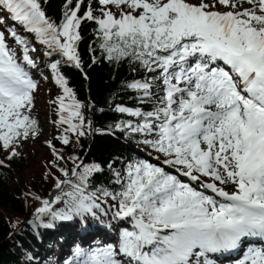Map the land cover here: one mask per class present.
Listing matches in <instances>:
<instances>
[{
    "label": "snow or ice",
    "instance_id": "6c2138e0",
    "mask_svg": "<svg viewBox=\"0 0 264 264\" xmlns=\"http://www.w3.org/2000/svg\"><path fill=\"white\" fill-rule=\"evenodd\" d=\"M47 2L0 0V168L41 134L32 115L34 70L43 76L37 44L63 93L52 103L66 127L54 139L77 148L100 131L84 111L95 105L77 99L61 71L70 65L88 79L78 50L85 22L97 26L100 55L133 74L122 91L138 106L110 101L129 119L109 127L157 163L129 158L118 169L113 161L108 183L93 184L101 164L46 141L54 194L25 193L40 204L28 223L50 229L78 219L85 231L92 221L112 233L74 243L63 264H224L227 255L264 264V0H96L98 8L64 0L59 21Z\"/></svg>",
    "mask_w": 264,
    "mask_h": 264
},
{
    "label": "trees",
    "instance_id": "16d2710c",
    "mask_svg": "<svg viewBox=\"0 0 264 264\" xmlns=\"http://www.w3.org/2000/svg\"><path fill=\"white\" fill-rule=\"evenodd\" d=\"M91 2L93 8H98L96 0H86ZM64 0H48L43 5L46 14L52 19L59 21L62 17V5ZM6 24H11V20H6ZM97 26L92 22H85L81 26L82 40L79 42V54L83 63L84 73L88 79L84 78V74L79 69L70 65H62L61 71L69 82L77 99L83 101L86 105L91 103L95 105V109L86 107L85 115L91 119L94 129L100 131L93 132L91 135L80 138V146L74 148L72 146H63L54 137L60 135L62 127L58 121V105L52 103L57 96L62 95V89L54 83L51 70L45 65L50 62L49 58L43 54V46L37 44L41 68L43 76H47L45 80L34 70V78L38 80V89L35 95V107L32 115L39 121L41 134L35 139H29L24 143L19 151L21 156L11 162L9 168H0V264H63V260L68 256L74 243H93L110 239L112 233L104 226L89 221L87 231L81 228L79 220L71 222H56L55 228L34 227L28 223L33 220L36 210V203L30 202L31 197H26L25 193H34L42 198L48 199L54 190V180L52 178L44 179L47 172V165L52 159L51 152L46 147L42 159V166L28 180L25 174L28 170L35 166V159L39 156V151L34 149L32 153L23 150L24 145L36 147L39 143L44 126L40 120V109L38 98L40 95L46 94L48 99V115L52 124L49 140H52L58 149H63L66 157L71 155L80 156L85 163H99L105 168L103 174H98L93 180V184L103 182L107 184L110 173L107 165L116 161L115 167L122 168L123 162L129 158L149 159L153 163H157L152 156L148 155L149 149L139 144L136 139L126 136L124 133L116 130L114 126L122 119H129L126 114L115 113L109 108V102L124 103L127 106H138L133 99H129L133 94L131 92L122 91V82L131 79L132 73L129 65L125 62L122 64H114L104 59L100 55V50L96 43V35L94 29ZM31 38V34H27ZM91 48L96 51L92 52ZM100 57V62L93 64L92 56ZM52 59H59L58 56ZM105 109L100 112L99 109ZM35 158H33V157ZM3 154L0 153V159ZM62 166L72 167L69 160L66 165L61 162ZM173 171L172 169H168ZM55 171V170H53ZM19 176L20 185L17 187L12 184L14 174ZM56 175H60L56 172ZM62 178V177H61ZM33 199V198H31ZM62 205L54 206L61 207ZM102 219H104L102 217ZM47 222V221H45ZM83 230V231H82ZM82 231V232H81ZM32 257L33 259H29Z\"/></svg>",
    "mask_w": 264,
    "mask_h": 264
},
{
    "label": "rangeland",
    "instance_id": "374dc122",
    "mask_svg": "<svg viewBox=\"0 0 264 264\" xmlns=\"http://www.w3.org/2000/svg\"><path fill=\"white\" fill-rule=\"evenodd\" d=\"M245 7H247V5H245ZM6 23H8V22H6ZM38 105L41 106L39 115H40V120H42V122L44 123L43 124L44 132H43V135H42V137H41V139H40V141H39V143L37 144L36 147H32L30 145H24L23 146V150L28 152V153H32L34 149L39 151V156L36 159L32 156L35 159V166L32 169H30V170H28L26 172L25 179H27V180L29 178H31V176L34 174V172L38 171L40 169V167L42 166V163H43L42 159H43L46 147H47L46 141H49L50 131L52 129V124L49 121V115H48L49 111H48V108H47L48 99L46 98V94L40 95V98H38ZM19 180H20L19 176L15 173L13 175V177H12L13 186H15V187L17 186L18 187L20 185ZM28 201H29V203L30 202H35L36 203V207L39 204V201H36L35 199H31L30 198ZM33 218H34V216H33Z\"/></svg>",
    "mask_w": 264,
    "mask_h": 264
},
{
    "label": "bare ground",
    "instance_id": "6f19581e",
    "mask_svg": "<svg viewBox=\"0 0 264 264\" xmlns=\"http://www.w3.org/2000/svg\"><path fill=\"white\" fill-rule=\"evenodd\" d=\"M40 204H38L37 207H39ZM223 259L225 258L227 261H225V264H233V261L237 258L235 255H227L222 257Z\"/></svg>",
    "mask_w": 264,
    "mask_h": 264
},
{
    "label": "water",
    "instance_id": "95a60500",
    "mask_svg": "<svg viewBox=\"0 0 264 264\" xmlns=\"http://www.w3.org/2000/svg\"><path fill=\"white\" fill-rule=\"evenodd\" d=\"M52 194H54V190L52 191L51 195H52ZM51 195H50V197H49L48 199H50V198H51Z\"/></svg>",
    "mask_w": 264,
    "mask_h": 264
}]
</instances>
